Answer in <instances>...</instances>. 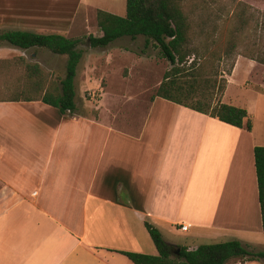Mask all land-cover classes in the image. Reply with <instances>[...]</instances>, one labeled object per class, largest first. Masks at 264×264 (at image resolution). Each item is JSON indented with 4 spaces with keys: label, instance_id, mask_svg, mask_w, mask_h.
<instances>
[{
    "label": "crops",
    "instance_id": "obj_1",
    "mask_svg": "<svg viewBox=\"0 0 264 264\" xmlns=\"http://www.w3.org/2000/svg\"><path fill=\"white\" fill-rule=\"evenodd\" d=\"M59 5L60 0H0V32L65 35L39 23L71 18ZM85 6L79 0L76 11ZM5 47L29 62L45 49L1 43L0 51ZM242 62L228 75L221 102L235 105L227 95ZM89 71L91 78V65ZM98 90L89 115L63 114L42 100H0V264H135L122 252L158 254L147 221L171 245L196 249L237 239L264 250L254 155L264 142L256 136L255 111L244 106L250 131L153 98L155 92L143 108L126 110L108 83ZM182 233L189 235L186 243L167 237Z\"/></svg>",
    "mask_w": 264,
    "mask_h": 264
},
{
    "label": "rangeland",
    "instance_id": "obj_2",
    "mask_svg": "<svg viewBox=\"0 0 264 264\" xmlns=\"http://www.w3.org/2000/svg\"><path fill=\"white\" fill-rule=\"evenodd\" d=\"M78 1L60 0L59 8L66 11V16H72L71 18L39 22L50 25L45 31L62 30L65 35L80 40L79 46L85 54L76 81L77 113L89 115L90 104L96 103L99 99L98 88L105 87L107 83L109 93L123 97L121 100L124 109L143 108V103L155 92L172 64L162 56L157 43L151 40L147 45L146 37L143 35L135 39L124 36L107 47H91L89 36L101 33L96 16L98 8L94 7L118 15H126L127 0H84L88 5L85 7L89 9L76 11ZM239 2V0H184L183 9L191 21V48L201 52L196 57L200 58L196 65L203 61L202 65L206 70L204 76H210L214 80L228 79V75H233L239 59L243 60L239 65L240 68L238 67L239 70H236L233 83L229 86L227 101H233L235 105L243 107L248 105L251 111L258 114L255 119L256 136L259 141L264 142V100L262 98L257 100L259 92H264V0ZM252 2L253 5L250 4ZM231 42H234V50L229 51L233 48ZM32 52H26L29 60ZM36 52L38 55L34 58V62L42 64L44 70L52 75L50 79L58 83L65 75L66 57L53 54L46 49H37ZM0 54L4 56L2 59H13L20 52L7 48L2 49ZM249 58L256 63H248ZM193 59H195L194 55L188 56L183 75L192 72V67L189 66ZM90 65L92 73L89 75L91 78H88L86 74L90 72ZM2 69L6 70L0 68V72ZM231 69L232 73L228 74ZM20 72L21 68L20 70L13 68L10 76L13 77ZM4 77L0 74V82ZM191 77L183 78L188 80ZM10 88L13 90L15 87L10 86ZM0 89L2 92H8L4 88L0 87ZM109 102L110 98L107 96L104 101L105 107ZM188 236L187 233L175 237L167 234V237L176 239L179 243H186ZM179 246L181 245L174 244L173 249L176 250ZM175 250H172L173 255L177 254ZM261 261L264 264V259ZM249 264L261 263L251 260Z\"/></svg>",
    "mask_w": 264,
    "mask_h": 264
},
{
    "label": "trees",
    "instance_id": "obj_3",
    "mask_svg": "<svg viewBox=\"0 0 264 264\" xmlns=\"http://www.w3.org/2000/svg\"><path fill=\"white\" fill-rule=\"evenodd\" d=\"M183 1L127 0V12L124 16L99 9L97 22L101 35H90L89 43L93 48L107 47L121 37L129 36L135 39L141 35L146 37L147 45L154 40L160 47L162 56L169 60L172 67L165 72L153 98H165L217 117L228 124L246 126L251 131L253 122L249 118L248 110L220 100L227 87V78L214 80L210 76H204L206 70L202 65L203 61L196 65L200 59L196 57L201 52L191 48V21L183 9ZM203 23L202 21L201 24ZM1 43H9L22 49L45 48L54 54L65 56L67 60L65 75L57 83L56 80L50 79L52 75L39 63L29 62L23 56L0 59V68H6L0 72L5 76L0 82V87L8 91L2 92L0 89V100H42L58 108L63 114L76 112L75 79L84 55V50L79 46V39L60 33L45 34L11 29L0 32ZM189 55L195 57L189 66L192 67V72L183 75ZM13 68H21V72L11 77ZM231 73L232 69L228 74ZM184 76L192 77L185 80ZM10 86L15 88L11 90ZM254 155L264 231V146H256ZM146 227L158 254L123 251L122 253L135 264H245L247 261L264 259V250H251L237 239L204 243L196 249L179 246L176 249L177 254L173 255V245L165 240L161 230L148 221Z\"/></svg>",
    "mask_w": 264,
    "mask_h": 264
},
{
    "label": "built area",
    "instance_id": "obj_4",
    "mask_svg": "<svg viewBox=\"0 0 264 264\" xmlns=\"http://www.w3.org/2000/svg\"><path fill=\"white\" fill-rule=\"evenodd\" d=\"M189 226L187 224H181V230L187 231Z\"/></svg>",
    "mask_w": 264,
    "mask_h": 264
},
{
    "label": "flooded vegetation",
    "instance_id": "obj_5",
    "mask_svg": "<svg viewBox=\"0 0 264 264\" xmlns=\"http://www.w3.org/2000/svg\"><path fill=\"white\" fill-rule=\"evenodd\" d=\"M173 250H175V249H173ZM174 252H177V251L175 250Z\"/></svg>",
    "mask_w": 264,
    "mask_h": 264
},
{
    "label": "water",
    "instance_id": "obj_6",
    "mask_svg": "<svg viewBox=\"0 0 264 264\" xmlns=\"http://www.w3.org/2000/svg\"><path fill=\"white\" fill-rule=\"evenodd\" d=\"M180 251V249L178 250V252Z\"/></svg>",
    "mask_w": 264,
    "mask_h": 264
}]
</instances>
